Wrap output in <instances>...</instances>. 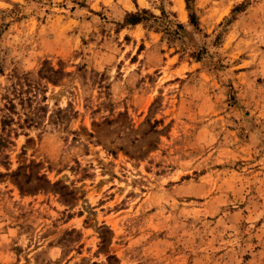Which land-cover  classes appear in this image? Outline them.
<instances>
[{
  "label": "rangeland",
  "instance_id": "obj_1",
  "mask_svg": "<svg viewBox=\"0 0 264 264\" xmlns=\"http://www.w3.org/2000/svg\"><path fill=\"white\" fill-rule=\"evenodd\" d=\"M0 264H264V0H0Z\"/></svg>",
  "mask_w": 264,
  "mask_h": 264
},
{
  "label": "trees",
  "instance_id": "obj_2",
  "mask_svg": "<svg viewBox=\"0 0 264 264\" xmlns=\"http://www.w3.org/2000/svg\"><path fill=\"white\" fill-rule=\"evenodd\" d=\"M190 22H191L192 24L195 23V18H194V15H193V14L190 15Z\"/></svg>",
  "mask_w": 264,
  "mask_h": 264
}]
</instances>
